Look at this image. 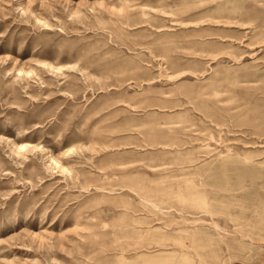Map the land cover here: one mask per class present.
Segmentation results:
<instances>
[{"label": "rangeland", "instance_id": "obj_1", "mask_svg": "<svg viewBox=\"0 0 264 264\" xmlns=\"http://www.w3.org/2000/svg\"><path fill=\"white\" fill-rule=\"evenodd\" d=\"M264 263V0H0V264Z\"/></svg>", "mask_w": 264, "mask_h": 264}, {"label": "crops", "instance_id": "obj_2", "mask_svg": "<svg viewBox=\"0 0 264 264\" xmlns=\"http://www.w3.org/2000/svg\"><path fill=\"white\" fill-rule=\"evenodd\" d=\"M255 264H264L263 261H259L258 263H255Z\"/></svg>", "mask_w": 264, "mask_h": 264}]
</instances>
